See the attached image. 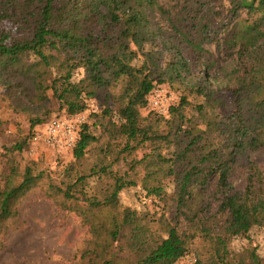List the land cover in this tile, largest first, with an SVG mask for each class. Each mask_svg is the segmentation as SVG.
I'll list each match as a JSON object with an SVG mask.
<instances>
[{
	"label": "trees",
	"instance_id": "16d2710c",
	"mask_svg": "<svg viewBox=\"0 0 264 264\" xmlns=\"http://www.w3.org/2000/svg\"><path fill=\"white\" fill-rule=\"evenodd\" d=\"M241 7L257 17L239 21L228 34L226 44L237 51L236 85L215 86L206 68L201 82L193 86L186 81L189 60L173 44L161 41L159 46L160 34L152 20V9L161 10L158 0H0V21L18 33L16 40L11 31H0V99L28 117L31 134L50 121L57 104L65 109L64 115L76 116L100 93L102 117H109L116 127L120 143L112 163L123 161L128 170L122 174L107 169L112 165L93 169L94 174H111L110 192L104 199L96 195L78 199L75 190L84 191L85 175L62 192L81 205L82 216L105 207L118 209L121 191L137 186L132 173L140 161L128 158L141 147L152 146L146 156L150 180L146 197H161L171 220L164 213L149 220L129 209L106 221L93 217L99 222L86 224L94 247H88L81 259L117 264L119 252L130 251L135 256L132 264H175L194 254L190 246L199 233L250 239L255 229H264V165L250 161L264 149V0H243ZM192 42L197 51L196 38ZM131 44L144 58L139 67L130 63ZM165 52L173 57L166 58ZM166 83L176 86L181 97L170 108L162 132L163 114L150 109L142 117L141 110L149 108V96ZM190 96L198 101L194 104ZM189 106L206 119L204 129L185 115ZM94 141L88 130L81 132L71 150L76 162L85 158ZM27 143L18 142L12 150L23 151ZM240 170L244 184L237 188ZM22 177L16 183L14 176L0 190V248L8 221L18 215L19 202L40 180L31 168ZM213 178L221 197L215 212L207 216L213 208L208 195ZM165 181L172 183V191L161 196ZM205 250L196 255L195 264H264L251 243L228 259L221 258L214 246Z\"/></svg>",
	"mask_w": 264,
	"mask_h": 264
},
{
	"label": "rangeland",
	"instance_id": "374dc122",
	"mask_svg": "<svg viewBox=\"0 0 264 264\" xmlns=\"http://www.w3.org/2000/svg\"><path fill=\"white\" fill-rule=\"evenodd\" d=\"M242 1L158 0L161 10L152 9V20L154 29L160 34L159 46L162 44L161 41L173 44L182 57L189 60L191 71L187 75V83L193 86L200 83L201 77L208 68L207 72L215 80V86L236 85V78L239 75L237 51L236 48H229V44H226L228 34L239 21L253 20L257 17V15H248L247 10L241 7ZM13 28L10 23L0 21V31H11L13 38L17 40L18 33ZM194 38L200 46L197 51H193ZM164 56L173 57L167 52ZM143 60L142 54L134 44H131L130 63L139 67ZM162 88L167 93L168 102L165 105L170 113V108L179 104L181 91L169 83ZM49 95L52 96L53 92L49 91ZM189 99L194 104L198 101L193 96ZM103 109V94L100 93L97 97L88 100V106L84 112L76 115L82 119L80 134L83 130H88L96 138V141L87 149L85 158L76 162L72 151L60 152L41 144H34L28 117L15 113L7 101L0 99V190L14 176L13 181L19 183L27 168H31L33 174L40 177L37 186L19 202L17 217L8 221L1 236L4 245L0 248V264H91L88 257L81 259L82 253L88 247H94L91 244L94 236L86 224L87 220L106 221L113 216H121L123 209L132 210L139 217L147 215L149 220H158L164 213V218L171 220L172 214L163 209L164 202L161 201V197H146L145 189L150 184L146 156L152 151L150 144L141 147L128 158V162L133 159L140 161L136 167V174L132 173L137 186L127 187L121 191L118 209L105 207L85 217L81 215V205L64 197L62 192L68 185L78 176L85 175L87 179L84 191L80 188L78 191L75 190L78 199L85 196L93 198L94 195L104 199L113 183L111 174H94L93 169L97 172L102 166L112 165L107 169L113 172L120 171L122 174L128 170L129 166L123 161L112 163L116 158L115 153L118 151L116 145L120 143V140L116 137L113 120L102 117ZM64 110L57 104L48 119L64 115ZM149 111L150 108H143L142 117H147ZM95 114L99 117L97 118ZM185 115L200 128H205L203 120L206 119L199 117L195 108L186 107ZM159 116L163 117L159 130L164 132L167 129L165 120H168L170 115L159 114ZM24 140L28 143L23 151L12 150L18 142ZM165 150L163 149L164 152ZM250 161L257 165H264V149L253 154ZM235 180L236 187L241 188L244 184L243 170L237 173ZM216 184L217 179L213 178L208 189L213 208L207 216L215 212L216 200L221 197L220 194H216ZM164 187L161 196L170 194L172 183L165 181ZM54 193L56 194L54 197H47ZM81 204L84 203L81 202ZM146 222L149 221L146 220ZM151 225L157 229L156 223ZM162 234L166 236V232ZM250 236V239L219 238L213 233L202 232L191 244L190 250L198 256L205 254L207 247L214 246L221 258L228 259L251 243L253 247L258 248L259 255L264 259V229H255ZM120 246H125V243H120ZM134 261L135 256L130 251L119 252L117 264H132Z\"/></svg>",
	"mask_w": 264,
	"mask_h": 264
},
{
	"label": "built area",
	"instance_id": "2783aa9c",
	"mask_svg": "<svg viewBox=\"0 0 264 264\" xmlns=\"http://www.w3.org/2000/svg\"><path fill=\"white\" fill-rule=\"evenodd\" d=\"M167 93L162 87L156 88L149 96L148 107L157 112L168 115ZM82 119L79 116H55L42 128L37 129L32 135L34 144H41L60 152L71 151L80 139V124ZM197 257L194 254L184 256L175 264H195Z\"/></svg>",
	"mask_w": 264,
	"mask_h": 264
}]
</instances>
